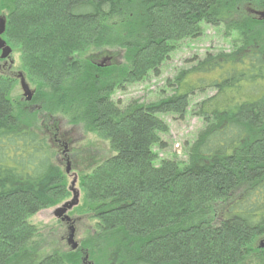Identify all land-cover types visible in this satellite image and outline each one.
Segmentation results:
<instances>
[{
    "label": "trees",
    "instance_id": "1",
    "mask_svg": "<svg viewBox=\"0 0 264 264\" xmlns=\"http://www.w3.org/2000/svg\"><path fill=\"white\" fill-rule=\"evenodd\" d=\"M245 7L264 0H0L3 38L37 87L33 102L92 130L119 113L116 88L158 75L203 24L238 37L230 53L182 72L174 95L121 115L116 154L81 183L79 211L98 222L84 243L96 264H264V21ZM107 49L123 63L100 68L92 58ZM191 72L199 81L182 83ZM15 85L0 73V264H81L78 250L49 253L29 221L69 191ZM205 88L216 93L197 107L206 126L188 161L157 165L168 130L160 116L183 117Z\"/></svg>",
    "mask_w": 264,
    "mask_h": 264
},
{
    "label": "rangeland",
    "instance_id": "2",
    "mask_svg": "<svg viewBox=\"0 0 264 264\" xmlns=\"http://www.w3.org/2000/svg\"><path fill=\"white\" fill-rule=\"evenodd\" d=\"M254 11L264 12V9L257 10L253 7L243 9L246 15L253 17L255 16ZM237 38L235 33L228 34L227 27L224 24H203L202 34L199 37L178 42L169 59L162 65L158 75L150 74L140 82L127 83L116 88L112 98L118 104L119 113L109 117L107 121L99 124L98 128L94 130L83 123L72 125L63 114L47 112L41 102H26L20 88L18 73L22 72L24 74L31 89L35 92H37V87L23 71L19 55L12 54L13 64L7 62L8 66H11V70L6 71L15 79L16 85L12 96L31 110L32 113H36L33 119V128L46 140L53 153L54 161L67 177L66 186L69 195L65 201L56 207L42 208L29 219L30 223L36 225L42 232L43 239L46 242L45 247L49 253L55 250L71 251L67 244L68 225L66 223L62 224L55 217L54 211L65 202L72 200L73 194L70 188L76 177L75 188L80 192V204L68 215L75 222V241L79 244L78 251L81 254V264H96L95 258L84 247V243L91 234H94L98 222L93 214H85L79 211L84 203V192L81 183L84 176L91 174L98 165L116 154L113 145L115 144L114 138L118 131L121 115L133 105L156 103L174 95L177 87L176 79L182 72L193 71L208 55L230 53L234 46L238 44L236 42ZM108 58L113 61L111 65L112 63L113 65H121L124 61L121 52L110 49L94 54L92 60L97 62L99 66L103 60ZM3 63L4 61L1 60L0 65ZM200 75L198 72H191L183 77L182 83L199 81ZM205 89L204 93L197 91L190 96L189 106L183 117L171 113L160 116L167 124L168 130L159 134L160 142L154 146L157 165L164 160H176L182 163L188 161L189 148L206 126V121L198 114L197 107L202 101L216 93L215 89ZM64 146L68 150L65 155L63 154L66 150ZM67 162L71 165L70 174H66Z\"/></svg>",
    "mask_w": 264,
    "mask_h": 264
},
{
    "label": "water",
    "instance_id": "3",
    "mask_svg": "<svg viewBox=\"0 0 264 264\" xmlns=\"http://www.w3.org/2000/svg\"><path fill=\"white\" fill-rule=\"evenodd\" d=\"M255 16L260 21H264V12L254 11ZM7 29V18L5 15L0 13V59L2 61L11 62L13 64V61L11 60V56L13 54V49L7 44V42L4 40L3 36ZM111 59H105L103 60L102 64L99 65L100 67L104 66H110L111 65ZM18 78L20 80V88L23 93V97L26 102H32L35 96V90L31 89L30 84L27 82L24 74L22 72L18 73ZM68 150L66 148L65 153H67ZM71 173V165L69 162H67V168H66V174ZM77 183V179L75 177L74 181L71 184L70 191L73 194L72 200L65 202L61 205V207H58L54 211L55 217L60 220L63 223L66 224H72L73 221L69 217V212H71L74 208H76L80 204V192L75 188ZM69 235L67 238V244L73 251H77L79 248V244L75 241V233L76 230L73 225L69 228ZM264 247V245H262Z\"/></svg>",
    "mask_w": 264,
    "mask_h": 264
},
{
    "label": "flooded vegetation",
    "instance_id": "4",
    "mask_svg": "<svg viewBox=\"0 0 264 264\" xmlns=\"http://www.w3.org/2000/svg\"><path fill=\"white\" fill-rule=\"evenodd\" d=\"M9 70H11V66H8L7 62L4 61V63L0 65V73H3V74H4V73H7L6 71H9ZM8 73H9V72H8ZM64 147H65V149H66V146H64ZM65 151H66V150H64V152H63L64 155L66 154ZM62 224H65V223L62 222ZM67 225H68V230H69V228H70L71 225H73L74 228H75V230H76V226H75V222H74V221H73L72 224H70V225L67 224ZM69 233H70V231H69ZM69 233L67 234V237H68ZM75 234H76V233H75ZM75 238H76V235H75Z\"/></svg>",
    "mask_w": 264,
    "mask_h": 264
}]
</instances>
